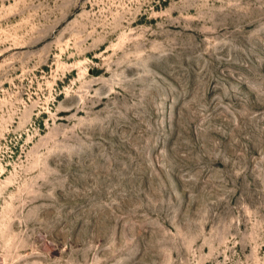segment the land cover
Wrapping results in <instances>:
<instances>
[{
	"label": "rangeland",
	"instance_id": "374dc122",
	"mask_svg": "<svg viewBox=\"0 0 264 264\" xmlns=\"http://www.w3.org/2000/svg\"><path fill=\"white\" fill-rule=\"evenodd\" d=\"M0 264H264V0H0Z\"/></svg>",
	"mask_w": 264,
	"mask_h": 264
}]
</instances>
